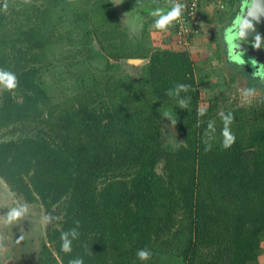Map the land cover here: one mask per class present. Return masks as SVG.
Returning <instances> with one entry per match:
<instances>
[{"label":"trees","instance_id":"1","mask_svg":"<svg viewBox=\"0 0 264 264\" xmlns=\"http://www.w3.org/2000/svg\"><path fill=\"white\" fill-rule=\"evenodd\" d=\"M238 3L205 23L233 18ZM113 17L107 0H0V69L18 81L0 93V130L10 136L0 141V179L49 221L38 264H259L264 98L219 114L214 99L200 115L193 63L176 47L136 56L147 59L138 82L108 66L88 76L100 51L136 58L111 41ZM55 54L87 65L76 67L75 96L63 104L49 102L40 77ZM177 84L188 90L168 95ZM229 113L235 142L225 149L221 114ZM163 126L175 144L162 142ZM73 228L65 253L61 233ZM140 249L151 258L139 260Z\"/></svg>","mask_w":264,"mask_h":264},{"label":"rangeland","instance_id":"2","mask_svg":"<svg viewBox=\"0 0 264 264\" xmlns=\"http://www.w3.org/2000/svg\"><path fill=\"white\" fill-rule=\"evenodd\" d=\"M110 2L114 12L112 23L117 24L113 33L112 42L117 47L121 45L125 52L133 53L136 56L146 54L147 56L153 49H170L173 50L176 46L170 45L163 36L153 33L163 31L154 27L153 22L159 18L158 15H153V12L159 11L166 14L170 1L166 0L162 6L148 5L151 0H107ZM239 3L235 10L238 11L244 0H238ZM162 3V2H161ZM167 6V7H166ZM233 18L226 17L218 25L213 24L211 28V37L208 49L201 47L188 49L187 53L190 59L193 58L194 78L198 84L199 108L204 110L209 103L214 102L217 106L218 113L225 110L224 108L242 107L246 109L248 105H256L257 100L264 98V79H261L260 73L254 71L244 65L245 59L241 55L232 57L229 54L227 43L225 40V31L232 25ZM146 27H145V25ZM109 27L102 28L104 31ZM168 29V28H167ZM122 36H118L117 33ZM150 32V33H149ZM147 43V45H146ZM95 44V45H94ZM142 44H144L142 46ZM213 45L217 46L216 49ZM67 46V45H65ZM94 49H98V44L91 43ZM145 47V48H144ZM177 49V47H176ZM74 48H70L72 53ZM57 54V53H56ZM54 56L52 66L42 69L40 73L43 82V88L49 102L54 104H63L67 98H74L75 88L68 87L74 80L73 73L76 72V67L83 69L87 65L79 63L78 66L68 65L73 62L69 57L58 60V55ZM138 59L141 62L138 64H128L126 59L115 60L108 58L106 52L100 51L99 56L92 61H88L90 73L88 76L104 68L110 67L112 76H126L129 80L138 82L140 76V66L147 59ZM137 60V62H138ZM192 61V60H191ZM108 66V67H107ZM115 67L116 70L113 69ZM114 71H113V70ZM72 75V76H71ZM103 76V74H101ZM103 78V77H102ZM71 81V82H70ZM67 85V89L62 88V83ZM135 82V83H136ZM200 82V83H198ZM5 88L0 85V93ZM18 100V98H17ZM162 142L175 144V138L168 133L165 126L162 127ZM5 130H0V141L10 139L9 135H3ZM27 207V212L17 220L6 223L8 214L13 208ZM49 221L45 219L43 209L37 205H27L15 194L11 193L4 182L0 179V264H38V252L42 243H45V227ZM264 249V238L260 243ZM262 249V250H263ZM264 258V254H263Z\"/></svg>","mask_w":264,"mask_h":264},{"label":"water","instance_id":"3","mask_svg":"<svg viewBox=\"0 0 264 264\" xmlns=\"http://www.w3.org/2000/svg\"><path fill=\"white\" fill-rule=\"evenodd\" d=\"M226 33L230 56L241 55L245 59L242 62L264 79V0H244ZM137 60L125 61L135 65L141 62Z\"/></svg>","mask_w":264,"mask_h":264},{"label":"clouds","instance_id":"4","mask_svg":"<svg viewBox=\"0 0 264 264\" xmlns=\"http://www.w3.org/2000/svg\"><path fill=\"white\" fill-rule=\"evenodd\" d=\"M184 5L181 3H175L174 6L171 8L170 11H168L166 14L161 13L159 9L157 11L153 12V15H158L159 18L155 21L154 27L157 29H165L169 24H171L173 21L177 20L183 11ZM258 47V45H254ZM18 81L17 77L14 73L10 71H6L3 69H0V85H2L5 89L12 90L17 87ZM188 85L186 84H177L174 90H169L168 95H176L178 96L181 91H187ZM180 105L182 107H187V101L186 100H180ZM205 113L203 111L200 112V115H204ZM167 118V116H166ZM221 119L224 123V128L222 129V136H223V142L222 146L227 149L231 147V145L235 142V135L231 131L230 125L233 121V116L231 113L224 115L221 114ZM208 129L214 131V121H210L208 124ZM210 145L206 147V151L210 150ZM27 212V207L23 206L21 208H13L11 212L8 214L6 223H11L21 216H23ZM53 219L52 217H49V220ZM59 219V218H55ZM78 236V232L76 228L70 229L69 231H65L61 233V249L65 253H70L72 251V241L76 239ZM137 258L141 261H145L151 258V251L148 249H140L137 251ZM69 264H83L82 258H74L69 261Z\"/></svg>","mask_w":264,"mask_h":264},{"label":"built area","instance_id":"5","mask_svg":"<svg viewBox=\"0 0 264 264\" xmlns=\"http://www.w3.org/2000/svg\"><path fill=\"white\" fill-rule=\"evenodd\" d=\"M228 0H170V10L175 3L184 5L181 16L171 23L170 44L188 51L194 39L202 35L205 20L223 12ZM214 13V14H213Z\"/></svg>","mask_w":264,"mask_h":264},{"label":"crops","instance_id":"6","mask_svg":"<svg viewBox=\"0 0 264 264\" xmlns=\"http://www.w3.org/2000/svg\"><path fill=\"white\" fill-rule=\"evenodd\" d=\"M164 1H166V0H151V3L148 4V5H154V6H158L159 7V6H162V4H164L163 3ZM164 6H165V4H164ZM153 24H155V23L153 22ZM167 28H168V26L165 29H162L163 31H161V32H158V31L155 30L153 33L159 35V37H160V35L163 36V38H164L163 40H166V42H168L170 44L171 32ZM202 31H203L202 35L197 37L195 39V41L193 42L192 48L195 49V48L201 47V48H204V49H208L207 45L209 46V41H211L210 40V37H211V35H210V33H211L210 25L208 26L207 24H205V27L203 28ZM146 45H147V43H146ZM213 47H215V49H216L217 46L213 45ZM192 53H194V52L192 51ZM192 53H190L189 56L192 55ZM192 57H193V55H192ZM193 58H191L192 62H193ZM263 254H264V249H263V252L259 255V257L257 259L259 264H264Z\"/></svg>","mask_w":264,"mask_h":264},{"label":"flooded vegetation","instance_id":"7","mask_svg":"<svg viewBox=\"0 0 264 264\" xmlns=\"http://www.w3.org/2000/svg\"><path fill=\"white\" fill-rule=\"evenodd\" d=\"M219 26V25H218ZM220 27V26H219ZM227 29H226V31H225V34H224V36L226 37V35H227ZM244 65H246L245 63H244ZM248 66V65H247ZM249 67V66H248ZM249 68H251V67H249Z\"/></svg>","mask_w":264,"mask_h":264}]
</instances>
